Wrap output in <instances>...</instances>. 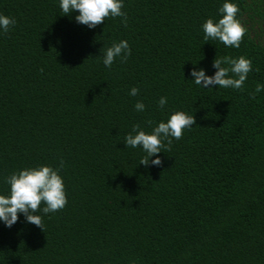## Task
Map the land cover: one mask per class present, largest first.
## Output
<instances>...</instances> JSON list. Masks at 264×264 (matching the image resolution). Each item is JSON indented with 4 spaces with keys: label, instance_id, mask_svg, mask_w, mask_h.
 <instances>
[{
    "label": "trees",
    "instance_id": "1",
    "mask_svg": "<svg viewBox=\"0 0 264 264\" xmlns=\"http://www.w3.org/2000/svg\"><path fill=\"white\" fill-rule=\"evenodd\" d=\"M226 2L247 30L239 48L204 39ZM122 11L127 26L110 16L93 29L60 0H0L16 20L0 29V194L13 173L50 166L68 200L34 213L44 230L23 213L0 221V264H264V0H123ZM123 40L127 62L106 67ZM224 56L252 61L243 89L194 82ZM178 111L196 124L164 141L161 166L139 165L146 153L126 136Z\"/></svg>",
    "mask_w": 264,
    "mask_h": 264
},
{
    "label": "clouds",
    "instance_id": "2",
    "mask_svg": "<svg viewBox=\"0 0 264 264\" xmlns=\"http://www.w3.org/2000/svg\"><path fill=\"white\" fill-rule=\"evenodd\" d=\"M60 8L65 15L79 12L75 20L87 25L89 28H96L105 22L108 17H123V23L127 26V15L122 11L123 0H60ZM223 15L218 22L209 18L202 25L205 41L218 40L227 47L239 48L246 34L245 26L237 18L240 11L239 7L226 2L219 10ZM16 24V20L10 16L0 15V29L4 33ZM131 55V48L126 40L114 43L111 47L104 50L103 63L106 67H111L119 57L121 62H127ZM213 67L217 69L213 76L206 75L205 70L193 69L191 75L195 78L194 82L204 88L210 86L219 88L243 89L248 74L252 71V61L243 56L238 59L224 56L215 58ZM238 77V78H237ZM264 91V85L257 84L255 93ZM139 89L133 87L129 93L136 96ZM255 93L252 98H255ZM167 104V97H161L159 106L163 108ZM137 111L145 110L143 102L135 104ZM151 121L148 124L151 125ZM196 124L195 116L178 111L170 116L167 122H160L151 133H146L139 124L135 125L129 133L124 143L127 147H141L146 153L139 161V165L161 166L162 159L157 155L165 148L164 141L170 150L172 138L180 140L184 130ZM156 156V159H151ZM63 162H61V168ZM59 169L50 166H40L38 168L24 169L13 173L8 177L10 184V194H0V221L11 228L19 220V215L24 214L28 223L34 224L44 230L41 215H35L41 211L48 214L62 210L68 203L63 178L59 174Z\"/></svg>",
    "mask_w": 264,
    "mask_h": 264
}]
</instances>
